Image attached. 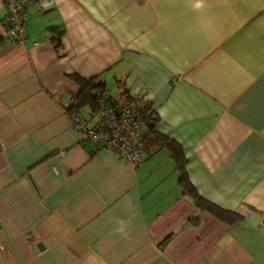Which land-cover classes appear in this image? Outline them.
<instances>
[{
  "label": "crops",
  "instance_id": "obj_1",
  "mask_svg": "<svg viewBox=\"0 0 264 264\" xmlns=\"http://www.w3.org/2000/svg\"><path fill=\"white\" fill-rule=\"evenodd\" d=\"M22 6L16 41L0 0V264H264V0ZM89 77L149 99L199 193L239 218L183 194L167 148L134 165L85 139Z\"/></svg>",
  "mask_w": 264,
  "mask_h": 264
},
{
  "label": "built area",
  "instance_id": "obj_2",
  "mask_svg": "<svg viewBox=\"0 0 264 264\" xmlns=\"http://www.w3.org/2000/svg\"><path fill=\"white\" fill-rule=\"evenodd\" d=\"M7 13L5 21L9 25L8 36L12 40L25 39V22L27 13L22 6V0H4ZM100 105L97 110L99 118L92 125L86 117L76 112L72 114L73 123L82 130L85 139L96 146L102 143L106 148L115 151L122 159L139 165L144 160L142 140V122L136 116L128 103L116 99L107 100L101 92L98 96Z\"/></svg>",
  "mask_w": 264,
  "mask_h": 264
},
{
  "label": "trees",
  "instance_id": "obj_3",
  "mask_svg": "<svg viewBox=\"0 0 264 264\" xmlns=\"http://www.w3.org/2000/svg\"><path fill=\"white\" fill-rule=\"evenodd\" d=\"M56 46H58V43H56ZM78 79L81 86L78 92H76L74 95V102H77L79 105L88 102L92 107H97L100 105L98 96L101 91L105 90L103 87V81L96 77ZM103 96L107 100H111V96ZM128 97L130 98L129 105L133 108L136 116L143 123L141 127V135L144 149L147 151V153H152L163 147L170 151L180 175V184L183 194H185L201 209L208 210L221 219L230 222L237 220L239 218L238 214L231 210L223 209L213 202L206 200L193 185L187 173L185 166L187 158L185 157L182 147L173 139L167 137L157 129L159 115L152 102L143 96L136 97L134 95H128ZM74 102H71L68 105L69 109L77 110L76 108L78 107L73 108Z\"/></svg>",
  "mask_w": 264,
  "mask_h": 264
},
{
  "label": "water",
  "instance_id": "obj_4",
  "mask_svg": "<svg viewBox=\"0 0 264 264\" xmlns=\"http://www.w3.org/2000/svg\"><path fill=\"white\" fill-rule=\"evenodd\" d=\"M69 99V96H65L64 100L67 102V100ZM38 246H41V244H38Z\"/></svg>",
  "mask_w": 264,
  "mask_h": 264
},
{
  "label": "rangeland",
  "instance_id": "obj_5",
  "mask_svg": "<svg viewBox=\"0 0 264 264\" xmlns=\"http://www.w3.org/2000/svg\"><path fill=\"white\" fill-rule=\"evenodd\" d=\"M113 90H115V89H113Z\"/></svg>",
  "mask_w": 264,
  "mask_h": 264
}]
</instances>
